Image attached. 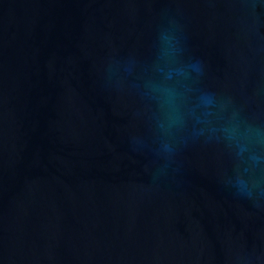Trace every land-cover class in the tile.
I'll return each instance as SVG.
<instances>
[{"label":"water","instance_id":"obj_1","mask_svg":"<svg viewBox=\"0 0 264 264\" xmlns=\"http://www.w3.org/2000/svg\"><path fill=\"white\" fill-rule=\"evenodd\" d=\"M0 264H264V0H0Z\"/></svg>","mask_w":264,"mask_h":264}]
</instances>
